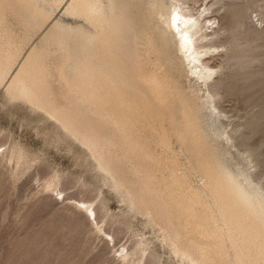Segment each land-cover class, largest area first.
<instances>
[{
    "label": "bare ground",
    "instance_id": "bare-ground-1",
    "mask_svg": "<svg viewBox=\"0 0 264 264\" xmlns=\"http://www.w3.org/2000/svg\"><path fill=\"white\" fill-rule=\"evenodd\" d=\"M259 1L264 0H247L221 26L203 16L206 9L184 12L178 0H0V86L10 98L42 109L85 145L144 214L163 224L180 260L225 264L227 241L235 264H264V191L250 173L226 167L236 144L216 125L217 104L247 76L242 64L251 59L232 40L207 43L250 20L262 7ZM62 2L82 25L69 28L51 20L46 6ZM260 15L257 25L264 22V11ZM218 48L224 51L219 70L207 58ZM52 76L65 89L62 103L52 97ZM171 138L191 148L204 176L202 188L189 185L174 159L152 151L155 143L165 154L172 152ZM132 157L168 176L158 178L135 164L128 167L136 176L132 184L118 180L119 160Z\"/></svg>",
    "mask_w": 264,
    "mask_h": 264
},
{
    "label": "rangeland",
    "instance_id": "rangeland-1",
    "mask_svg": "<svg viewBox=\"0 0 264 264\" xmlns=\"http://www.w3.org/2000/svg\"><path fill=\"white\" fill-rule=\"evenodd\" d=\"M215 1L178 0L184 12L197 15L206 9L203 16L215 17L221 26H228L229 19L236 17L247 0ZM258 4L262 7L251 14L250 20L233 31L221 32L207 43L232 40L246 50L245 60L251 59L249 64H242V72L247 76L240 78L239 74L232 94L217 104L221 121L216 125L236 144L230 148L231 159L226 167L249 177L251 174L254 184L264 191V22L256 23L264 11V1ZM65 7L62 2L52 5V9L47 5L46 9L53 11V21L69 28L82 25V20L65 12ZM251 20L260 34L255 32ZM207 58L219 70L224 51L218 48ZM53 76L51 82L56 80ZM55 82L51 83L56 88L52 89V97L56 103H62L65 89ZM198 83L201 89L205 88ZM58 96L60 100L55 99ZM104 131L113 134L109 128ZM151 146L156 155L175 160L179 167L176 170L186 176L189 185L202 188L204 176L197 170L200 167L191 148L175 138H171L172 152L168 154L155 143ZM116 150L121 148L115 149L114 154ZM133 158L136 160L132 157L128 163V159H120L123 162L118 161L117 165L121 168L117 166L119 173L115 170L114 176L132 184L135 175L129 169L135 164L159 175L158 178L168 176L167 170H157L150 164L147 167L148 164ZM114 179L58 121L23 99L10 98L5 87L0 86V264H189L175 256L164 236L163 224L144 214L132 201V195L118 187ZM86 208L93 210L95 220ZM226 245L230 256L225 264H235L227 241Z\"/></svg>",
    "mask_w": 264,
    "mask_h": 264
}]
</instances>
